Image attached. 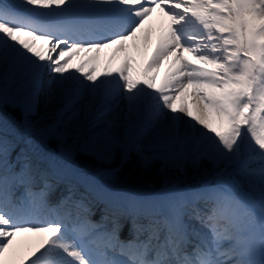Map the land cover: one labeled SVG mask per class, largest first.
<instances>
[{
	"label": "snow or ice",
	"instance_id": "obj_1",
	"mask_svg": "<svg viewBox=\"0 0 264 264\" xmlns=\"http://www.w3.org/2000/svg\"><path fill=\"white\" fill-rule=\"evenodd\" d=\"M37 9L47 11L26 15ZM157 10L168 23L144 80L128 63L117 75L86 68L104 49L124 51ZM169 59L155 84L148 73ZM5 69L0 259L35 233L43 242L24 264H264V0L0 4ZM186 95L195 114L178 106ZM6 102L19 124L4 117ZM81 155L119 163L92 170ZM134 162L181 176L211 167L197 184L178 176L160 192L101 181Z\"/></svg>",
	"mask_w": 264,
	"mask_h": 264
},
{
	"label": "bare ground",
	"instance_id": "obj_2",
	"mask_svg": "<svg viewBox=\"0 0 264 264\" xmlns=\"http://www.w3.org/2000/svg\"><path fill=\"white\" fill-rule=\"evenodd\" d=\"M1 1L2 0H0V4H2ZM4 1H6L9 5L18 3V0H4ZM7 9H9V8H7ZM18 11L20 13H24V9H18ZM40 11L46 12L47 10L41 9ZM37 14H39L38 9L36 11L26 13V15H28L30 17L36 16ZM166 22H168V21H166ZM158 32H159V30H157V29L155 31H154V29H151V30L142 29L139 33H137V36L135 39L129 41L128 45H126V48H128V46L133 44L132 41L139 43L138 52L136 55H130L125 49L124 51L121 52L120 57L118 59H114V58L111 59L110 58L107 63H104L108 57H104L101 54H96V59L92 60L91 63L86 67L87 68L88 67L95 68L96 75L98 77L101 76L99 74L100 70L103 74L111 73L113 75H117L116 69L122 68L125 61L126 62L129 61V63L131 62V63H135V64H139L141 62V61H139L140 58H136V57H141V53L143 52V50L147 49L148 47H150V45H152V44H149V42L145 41V37L147 36V39H148L151 35H155ZM133 46H136V45H133ZM113 50L116 51L113 48H108V49H104L103 51H101V53L107 54L108 52L113 51ZM152 51L154 53V50H152ZM185 55H187V54L185 53ZM147 57H148V59L150 58L149 55ZM148 59L146 58V60L149 62L150 59L149 60ZM162 64H165L162 66V68H167L168 65H169V68L172 67V66H170L172 64V62L170 60H166ZM141 65H142V67H145V65H146L145 61H143L141 63ZM130 73H131L133 79H136V80L142 81L146 78L144 75L143 69H135L134 67H130ZM10 75H11V73L7 69H5L3 72H0V90H3L6 95H11L12 90H13V85L10 83V79H9ZM165 80H166V77L160 76L158 85H161ZM189 92H191V90H189ZM183 103H186L188 105V107L195 114V105H194L192 97L190 95H186L185 97H183L182 100L178 102V106L180 104H183ZM101 206H103V205H99L98 207L100 208ZM99 216H100V213H99V211H97L94 218L97 219V218H99ZM42 239H43V235H40V234H35V233L20 234L19 236H17V238L13 242V247L9 250L8 253L5 254V256L2 259H0V264H24L26 258L30 257L31 253L39 247L40 242H43ZM41 251H43V249H41Z\"/></svg>",
	"mask_w": 264,
	"mask_h": 264
},
{
	"label": "trees",
	"instance_id": "obj_3",
	"mask_svg": "<svg viewBox=\"0 0 264 264\" xmlns=\"http://www.w3.org/2000/svg\"><path fill=\"white\" fill-rule=\"evenodd\" d=\"M14 116L16 119H19L16 114ZM81 161L83 163H87L88 165H92L89 163V159L86 157H83ZM210 167L211 166L209 164L205 163L204 167L199 171L190 170L187 175L181 176L179 173H161L159 171V163H156L151 169H144L138 163L134 162L131 165L120 169L119 172L114 176V180L118 185L119 181H136L138 182V184L135 186L136 189L143 191H157L165 187L166 183L172 184L176 182L178 176L180 177L182 184H197L205 176L204 169H210Z\"/></svg>",
	"mask_w": 264,
	"mask_h": 264
},
{
	"label": "rangeland",
	"instance_id": "obj_4",
	"mask_svg": "<svg viewBox=\"0 0 264 264\" xmlns=\"http://www.w3.org/2000/svg\"><path fill=\"white\" fill-rule=\"evenodd\" d=\"M137 48V47H136ZM104 57H108L107 58V60L109 59V57H113V56H110V55H103ZM120 57V56H119ZM118 57V58H119ZM114 58V57H113ZM100 59V58H99ZM104 59V58H103ZM115 59V58H114ZM105 60V59H104ZM125 63H128L129 65H130V67H132L131 66V64L129 63V61L128 62H126L125 61ZM124 63V64H125ZM124 64H123V66H124ZM86 66H88V65H86ZM122 66V67H123ZM87 68V67H86ZM5 107H8V108H10V110H6V108ZM3 110H4V112H6V113H12L13 115H17V117H21V113H20V111H19V109H14V108H12V107H10L9 105H8V103L6 102L5 103V106H4V108H3ZM9 111V112H8ZM7 115V118L10 120V121H12V120H15L16 122H17V124H19L20 122H21V120H22V117L20 118V120L19 121H17L16 120V118H14L13 117V115H8V114H6ZM21 130V132H22V134H23V130L22 129H20ZM55 141H52L51 142V145L53 144V145H55L56 147H58V150H59V145H58V142H55ZM84 156H78L77 157V159L83 164V162L81 161V159L83 158ZM85 158V157H84ZM93 162H94V164H93ZM89 163H91L92 165H89L90 166V169H92V170H95V169H99V170H105V169H108V168H115V167H117L118 166V160L115 162V163H113V164H111V165H107V164H101V163H99V162H96V161H90L89 160ZM119 172V171H118ZM117 172V173H118ZM113 178V176L112 177H108V176H103V177H101V181L102 182H104V181H109V180H111ZM43 239H44V237H43ZM43 239H42V241H43ZM42 242H40L39 243V246H40V244H41Z\"/></svg>",
	"mask_w": 264,
	"mask_h": 264
},
{
	"label": "water",
	"instance_id": "obj_5",
	"mask_svg": "<svg viewBox=\"0 0 264 264\" xmlns=\"http://www.w3.org/2000/svg\"><path fill=\"white\" fill-rule=\"evenodd\" d=\"M137 184H138V182H136V181H131V182L119 181L120 186L129 188V189H135V186Z\"/></svg>",
	"mask_w": 264,
	"mask_h": 264
}]
</instances>
